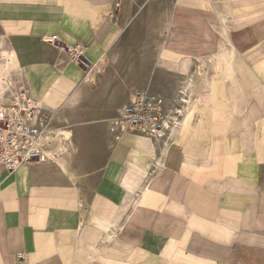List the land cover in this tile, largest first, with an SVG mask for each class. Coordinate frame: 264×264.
<instances>
[{
    "label": "crops",
    "instance_id": "0c3cea01",
    "mask_svg": "<svg viewBox=\"0 0 264 264\" xmlns=\"http://www.w3.org/2000/svg\"><path fill=\"white\" fill-rule=\"evenodd\" d=\"M150 1L0 0L16 87L71 133L47 162L0 165V264H264V0L151 4L167 10L158 66L180 81L160 94L152 75L141 89L171 100L209 72L163 145L108 131L138 89L122 52ZM51 37L107 59L108 73L90 84ZM225 50L231 78L208 60Z\"/></svg>",
    "mask_w": 264,
    "mask_h": 264
},
{
    "label": "built area",
    "instance_id": "2783aa9c",
    "mask_svg": "<svg viewBox=\"0 0 264 264\" xmlns=\"http://www.w3.org/2000/svg\"><path fill=\"white\" fill-rule=\"evenodd\" d=\"M45 41L64 53L86 75L98 67L86 56L82 45H66L56 37ZM8 97L9 102L0 106V165L12 174L22 166L50 160L47 150L52 148V141L64 136L55 126V115L42 108L22 85L9 91ZM189 101V96L182 93L167 100L147 89L133 90L127 103L109 121L108 131L115 139L132 133L163 145L178 129ZM22 258V254L17 255L18 260Z\"/></svg>",
    "mask_w": 264,
    "mask_h": 264
},
{
    "label": "rangeland",
    "instance_id": "374dc122",
    "mask_svg": "<svg viewBox=\"0 0 264 264\" xmlns=\"http://www.w3.org/2000/svg\"><path fill=\"white\" fill-rule=\"evenodd\" d=\"M156 3H159L158 7L161 4L160 0H151L148 4L143 3V7L134 13L132 21L133 23H136V25L132 24L128 29V35L130 38L128 40V45L126 46L127 49L122 52V54L125 53L124 58L127 59L128 64H133L136 60L138 61V89L144 88L148 77L153 75L152 80H155L156 82L155 85L158 93H166L171 90L172 87L175 91V88L179 86L180 76L171 72L160 71V67L158 66V62L161 58L162 31L165 27L164 23L167 21V10L165 9V13L159 16V10H150L151 4ZM164 11H162V13ZM10 55L6 38L0 28V74L2 73V81L0 80V85L2 87L0 106L6 105L4 103L9 99V91H13L14 88H17L15 84L18 76L16 63L14 57ZM108 69V61L105 59L102 68L89 74L103 76L108 73ZM134 69V66H128L121 72V74L122 76L129 78L134 72ZM205 71V75L208 77L209 72L207 70Z\"/></svg>",
    "mask_w": 264,
    "mask_h": 264
},
{
    "label": "bare ground",
    "instance_id": "6f19581e",
    "mask_svg": "<svg viewBox=\"0 0 264 264\" xmlns=\"http://www.w3.org/2000/svg\"><path fill=\"white\" fill-rule=\"evenodd\" d=\"M157 1V0H156ZM167 19V18H166ZM167 21H165V23H166ZM164 23V24H165ZM167 25V24H166ZM165 31V30H164ZM164 54V56H168V55H166L165 53H163ZM10 56H12L13 57V55L11 54ZM171 58V57H170ZM232 58H233V54L232 53H230L229 51H224V52H221L219 55H217V56H214V57H211V58H209V60H211V63L213 64V70H214V72L216 71V72H218V71H221V72H223V74H225L226 75V78H231V69H230V64H231V61H232ZM171 60H172V62H174V63H176V61H177V58H171ZM104 62H105V60H104ZM104 62L102 63V67L104 66ZM198 62H201L202 63V60H198ZM169 63V62H168ZM173 63V64H174ZM176 65V64H175ZM202 67V66H201ZM100 68V65L98 64V67L96 68V70H95V72L98 70ZM224 75V76H225ZM1 76H2V73L0 74V80H1ZM198 76L199 77H197V78H194L193 76L192 77H190V78H187V84L185 85V90H182V91H180L179 93H182V94H185V95H187V96H189L190 97V95L191 94H193L195 91V88H196V86H197V80H202L204 83L205 82H207V75H205V74H203V72L201 73V71L198 73ZM94 78V75H91L90 74V76H88V82L90 83V84H93V81H92V79ZM95 79V78H94ZM225 79V78H224ZM184 80V79H183ZM230 80V79H229ZM2 81V80H1ZM209 85V84H208ZM205 86V85H204ZM208 87H210V85L208 86ZM187 90V91H186ZM186 91V92H185ZM1 96H2V87H1V85H0V99H1ZM182 98V97H181ZM9 102V99H7L6 101H5V103L4 104H7ZM4 106V105H3ZM190 106V101L188 102V106H187V108ZM68 107H70V106H68ZM112 109H113V107H112ZM58 118V117H57ZM104 120H106V119H104ZM110 120V119H109ZM182 120H183V117H182V119H181V121H180V124H179V127H178V129L176 130V131H178L179 130V128H180V125H181V122H182ZM66 121V120H65ZM78 121V120H77ZM111 121V120H110ZM61 122H62V120H61ZM67 122V121H66ZM57 123V122H56ZM68 123V122H67ZM86 123V122H85ZM103 123V122H102ZM63 124V123H62ZM81 124H83V123H81ZM104 124V123H103ZM84 125V124H83ZM102 125V124H101ZM60 126H62V125H60ZM71 126V125H70ZM80 126V125H79ZM67 128H68V126H67ZM60 129V128H59ZM85 129V128H84ZM63 130V129H62ZM87 130V129H86ZM102 130H104V129H102ZM70 130H65L63 133V136L64 137H62V139H58V140H56V141H52V147H56L57 148V150H62L63 151V149H66V147H65V145H62V142L63 141H66L67 143H69L70 142V132H69ZM84 131V130H83ZM77 133H79L78 131H76ZM75 132V133H76ZM104 133H105V131H103ZM176 133V132H175ZM82 134V133H81ZM84 136H85V134H84ZM83 136V137H84ZM81 137V136H80ZM107 137V136H106ZM172 137H173V135H172ZM82 140V139H81ZM72 141V140H71ZM73 142V141H72ZM61 144V145H60ZM84 144V143H83ZM77 148V147H76ZM79 148V147H78ZM81 148V147H80ZM83 148V147H82ZM85 148V147H84ZM54 149V148H53ZM51 150H52V148H50L49 149V152H47V154H48V156L49 157H51V154H50V152H51ZM55 150V149H54ZM75 151V150H74ZM67 153V152H66ZM83 153V152H82ZM86 156V155H85ZM82 157V156H81ZM83 158V157H82Z\"/></svg>",
    "mask_w": 264,
    "mask_h": 264
}]
</instances>
